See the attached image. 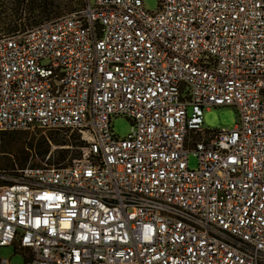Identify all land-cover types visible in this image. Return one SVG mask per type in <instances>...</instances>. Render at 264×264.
Returning a JSON list of instances; mask_svg holds the SVG:
<instances>
[{"label":"built area","instance_id":"built-area-1","mask_svg":"<svg viewBox=\"0 0 264 264\" xmlns=\"http://www.w3.org/2000/svg\"><path fill=\"white\" fill-rule=\"evenodd\" d=\"M143 1L0 31V156L8 131L84 143L0 162V264L9 245L25 264H264V0ZM217 106L233 128L204 127Z\"/></svg>","mask_w":264,"mask_h":264},{"label":"rangeland","instance_id":"rangeland-1","mask_svg":"<svg viewBox=\"0 0 264 264\" xmlns=\"http://www.w3.org/2000/svg\"><path fill=\"white\" fill-rule=\"evenodd\" d=\"M86 1V0H85ZM93 3L94 0H91ZM77 0H54V4L59 7L61 15L70 13L78 9ZM144 7L149 11H156L159 7V0H144ZM71 5V8L69 7ZM31 0H0V31L11 32L9 27L17 25L18 29L25 25H35L33 21L41 22L50 20L58 16L40 15L39 11L32 10ZM53 8L52 10H54ZM56 12V10H54ZM239 120L238 110L234 106H217L205 110L204 127L210 129L233 128ZM131 121L125 116H118L112 119L114 133L123 138L129 134ZM17 141L3 149L1 145L0 162L2 167L6 169H19L27 165L44 166L46 164H68L73 159L82 156V146L84 143L75 132L63 129H42L35 128L32 130L15 131ZM58 141V143L54 142ZM50 144L49 151L46 157H43L40 152ZM26 154L28 162L21 164L18 155ZM60 158V162L57 159ZM197 161L194 156H190L191 167L196 166ZM3 258L9 260L10 264H25V255L19 251L16 245L4 246L1 249Z\"/></svg>","mask_w":264,"mask_h":264},{"label":"trees","instance_id":"trees-1","mask_svg":"<svg viewBox=\"0 0 264 264\" xmlns=\"http://www.w3.org/2000/svg\"><path fill=\"white\" fill-rule=\"evenodd\" d=\"M22 1H25V0H22ZM32 1V10L33 11H39L38 14L40 15H51L52 12H54V14H52L54 16H59L61 14L60 11H57L59 9V7H57L55 4H54V0H31ZM78 3L77 6L78 9H81L84 5H85V0H77ZM70 9L71 8V5H69ZM53 8H55L54 10H56V12L54 10H52ZM76 9V10H78ZM34 24H38V23H41L40 19L38 20H35L33 21ZM29 25H31L30 23H27ZM18 30V26L17 25H13V26H10L9 27V31L13 32V31H16ZM16 132L15 131H8L6 133H4L3 137H2V147L3 149H7L9 145H11L12 143L16 142L17 141V138H16ZM56 143H58V141H54ZM49 148H50V144L47 142L46 143V146L44 148L41 149V152L40 154L43 156V157H46L48 151H49ZM19 157V160L21 162V164H26L28 162V156L25 154H19L18 155ZM58 162H60V158L57 159Z\"/></svg>","mask_w":264,"mask_h":264}]
</instances>
